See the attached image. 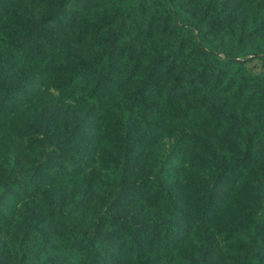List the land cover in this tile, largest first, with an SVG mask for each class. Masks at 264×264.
<instances>
[{"label": "trees", "instance_id": "16d2710c", "mask_svg": "<svg viewBox=\"0 0 264 264\" xmlns=\"http://www.w3.org/2000/svg\"><path fill=\"white\" fill-rule=\"evenodd\" d=\"M0 264H264V0H0Z\"/></svg>", "mask_w": 264, "mask_h": 264}]
</instances>
